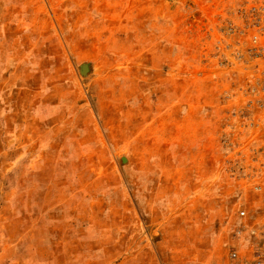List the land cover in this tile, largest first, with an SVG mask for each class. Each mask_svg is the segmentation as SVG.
Listing matches in <instances>:
<instances>
[{
  "label": "rangeland",
  "instance_id": "rangeland-1",
  "mask_svg": "<svg viewBox=\"0 0 264 264\" xmlns=\"http://www.w3.org/2000/svg\"><path fill=\"white\" fill-rule=\"evenodd\" d=\"M251 1L0 0V264L252 263L264 135L224 32Z\"/></svg>",
  "mask_w": 264,
  "mask_h": 264
},
{
  "label": "built area",
  "instance_id": "built-area-1",
  "mask_svg": "<svg viewBox=\"0 0 264 264\" xmlns=\"http://www.w3.org/2000/svg\"><path fill=\"white\" fill-rule=\"evenodd\" d=\"M225 35L230 41L227 49L232 48L230 60L233 68L242 72L243 82L239 86L242 106L240 117L247 121V126L259 135H264V0H252L243 11L240 20L230 21L224 28ZM264 141V136L260 138ZM264 158V147L261 152ZM261 175L264 174V163ZM264 176V175H263ZM254 190L264 198V183L256 184ZM239 218L255 223L256 216H250L248 210L241 208ZM251 234L257 235L258 230L251 227ZM264 233V230H263ZM251 264H264V242L254 249ZM229 259L239 262L241 257L238 251L231 250Z\"/></svg>",
  "mask_w": 264,
  "mask_h": 264
},
{
  "label": "water",
  "instance_id": "water-1",
  "mask_svg": "<svg viewBox=\"0 0 264 264\" xmlns=\"http://www.w3.org/2000/svg\"><path fill=\"white\" fill-rule=\"evenodd\" d=\"M79 71L80 74L82 76H86L88 75V73L91 71L90 65L87 63H83L80 67H79Z\"/></svg>",
  "mask_w": 264,
  "mask_h": 264
}]
</instances>
